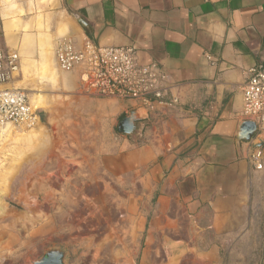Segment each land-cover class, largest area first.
Wrapping results in <instances>:
<instances>
[{"label":"crops","instance_id":"0c3cea01","mask_svg":"<svg viewBox=\"0 0 264 264\" xmlns=\"http://www.w3.org/2000/svg\"><path fill=\"white\" fill-rule=\"evenodd\" d=\"M0 12L4 48L18 52L21 63L9 85L28 89L36 100L48 97L36 108V133L45 132L49 112L83 126L84 136L56 141V153L51 146V159L60 165L46 163L38 174L66 172L70 188L143 185L159 192L169 223L176 220L175 208L188 224L208 223L203 236L190 228L186 241H170L177 238L170 235L169 254L191 252L203 256L202 264H224V254L250 253L260 235L251 229L261 222L252 210L264 171L251 163L259 139L240 140L238 131L246 120L241 112L248 70L264 64V0H0ZM64 36L77 44L88 37L103 46L135 47L140 64L166 72L164 99L176 97L179 104L145 109L141 145L116 135L120 117L141 107L84 94L78 71L52 76L53 42ZM8 147L10 167L23 156H11ZM259 147L264 150V142ZM40 156L47 159L44 153L33 158Z\"/></svg>","mask_w":264,"mask_h":264},{"label":"rangeland","instance_id":"374dc122","mask_svg":"<svg viewBox=\"0 0 264 264\" xmlns=\"http://www.w3.org/2000/svg\"><path fill=\"white\" fill-rule=\"evenodd\" d=\"M57 40L52 46L55 65L48 68L52 76L64 72L56 64ZM28 93L33 108L44 106L48 97L40 96L36 100L29 90ZM49 113H53V117L44 133H36L34 128L38 124L34 128H0V264H32L51 250L63 254V264H202V255L169 254L165 247L170 235L177 237L170 241H186L187 228L194 233L199 230L201 234L209 233L208 223L188 224L179 208H175L176 220L169 223L163 216V207L158 205V191L133 183H123L122 188L116 190L114 185L105 187L103 184L102 190L92 184L70 188L66 172L62 176L58 172L38 174L46 163L60 165L55 157L51 159L52 147L55 153L58 151L56 141L84 136L83 126L73 119L69 123L58 112ZM119 122L115 128L118 136L121 134ZM21 129L23 132H19ZM121 135L136 145L144 143L141 136ZM6 145L11 156H23L10 167ZM41 153L46 154V160L41 156L43 160L33 158ZM24 159L27 160L25 165L22 164ZM258 170L264 171V158L263 168ZM259 183L262 188L257 198L259 205L252 212L256 211L261 222L253 223L251 228H256L259 238L252 239L249 254L227 258L222 255L224 264L227 261L229 264H264V177H260ZM148 194L151 195L149 200ZM147 202L149 205H144ZM202 241L200 237L199 243Z\"/></svg>","mask_w":264,"mask_h":264},{"label":"built area","instance_id":"2783aa9c","mask_svg":"<svg viewBox=\"0 0 264 264\" xmlns=\"http://www.w3.org/2000/svg\"><path fill=\"white\" fill-rule=\"evenodd\" d=\"M3 17L0 12V128H34L40 121L38 110L31 104L28 90L9 83L21 68L16 51L3 45ZM56 64L64 72L78 71L82 90L91 96L131 101L148 112L158 106L178 105V98L165 101L168 76L157 64H140L133 46H103L86 37L81 44L64 36L54 47ZM242 116L254 121L264 142V64L251 67L243 87ZM260 142V140H258ZM264 150L255 147L251 163L263 168Z\"/></svg>","mask_w":264,"mask_h":264},{"label":"water","instance_id":"95a60500","mask_svg":"<svg viewBox=\"0 0 264 264\" xmlns=\"http://www.w3.org/2000/svg\"><path fill=\"white\" fill-rule=\"evenodd\" d=\"M80 24L82 27L86 28V24L80 20ZM148 113L145 108L132 110L129 114L124 117L118 125V131L121 134L132 136L137 135L140 136L145 125L147 124ZM257 132V125L254 121L244 120L240 126L238 131V138L240 140H251L252 137ZM257 138L260 140L259 146L263 144V140L261 135L258 134ZM257 146V147H259ZM63 254H61L58 250H51L43 256L41 260L35 262V264H63Z\"/></svg>","mask_w":264,"mask_h":264},{"label":"trees","instance_id":"16d2710c","mask_svg":"<svg viewBox=\"0 0 264 264\" xmlns=\"http://www.w3.org/2000/svg\"><path fill=\"white\" fill-rule=\"evenodd\" d=\"M127 115H122L121 117H120V120H122L124 117H126Z\"/></svg>","mask_w":264,"mask_h":264}]
</instances>
